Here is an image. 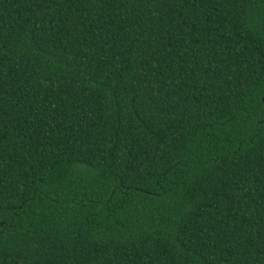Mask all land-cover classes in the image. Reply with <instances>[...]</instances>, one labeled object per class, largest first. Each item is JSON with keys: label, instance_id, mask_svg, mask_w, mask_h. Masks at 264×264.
I'll use <instances>...</instances> for the list:
<instances>
[{"label": "trees", "instance_id": "1", "mask_svg": "<svg viewBox=\"0 0 264 264\" xmlns=\"http://www.w3.org/2000/svg\"><path fill=\"white\" fill-rule=\"evenodd\" d=\"M0 264H264V0H0Z\"/></svg>", "mask_w": 264, "mask_h": 264}]
</instances>
